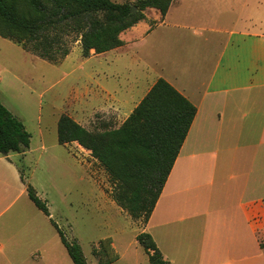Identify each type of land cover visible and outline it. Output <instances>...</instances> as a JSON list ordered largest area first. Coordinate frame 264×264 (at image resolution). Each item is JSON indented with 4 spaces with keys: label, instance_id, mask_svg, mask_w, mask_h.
Instances as JSON below:
<instances>
[{
    "label": "crops",
    "instance_id": "crops-1",
    "mask_svg": "<svg viewBox=\"0 0 264 264\" xmlns=\"http://www.w3.org/2000/svg\"><path fill=\"white\" fill-rule=\"evenodd\" d=\"M247 1H189L190 12L182 0L175 12L173 0L164 18L148 8L109 51L125 50V86L111 95L97 84L90 101L91 111L127 119L164 79L197 109L142 227L170 264H264V13L247 12ZM18 165L0 153V264H60L51 215L30 200Z\"/></svg>",
    "mask_w": 264,
    "mask_h": 264
},
{
    "label": "trees",
    "instance_id": "trees-1",
    "mask_svg": "<svg viewBox=\"0 0 264 264\" xmlns=\"http://www.w3.org/2000/svg\"><path fill=\"white\" fill-rule=\"evenodd\" d=\"M173 0H139L136 9L112 0H0V37L53 64L71 51L66 37L75 35L82 55L103 54L124 45L121 33L146 19L148 8L164 18ZM155 23V22H154ZM154 26V24H150ZM197 109L164 79H160L117 129L93 133L67 114L59 117L60 145L77 142L105 169L116 185L113 200L134 219L148 222L167 182ZM31 134L23 122L0 103V153H22ZM24 181V178L22 177ZM27 193L35 206L50 217L47 203L32 185ZM73 264H88L81 245L67 239L50 218ZM150 264H170L152 236H136ZM98 264L118 260L111 238L93 247Z\"/></svg>",
    "mask_w": 264,
    "mask_h": 264
},
{
    "label": "rangeland",
    "instance_id": "rangeland-1",
    "mask_svg": "<svg viewBox=\"0 0 264 264\" xmlns=\"http://www.w3.org/2000/svg\"><path fill=\"white\" fill-rule=\"evenodd\" d=\"M112 1L136 8L139 0ZM178 1L175 12L178 8L182 11L179 6L182 0ZM189 1L191 5H204L208 0H185V10L192 12ZM248 1L251 4L246 11L262 16L264 0ZM194 9L200 19L208 18L202 10ZM66 39L70 54L53 64L0 37V103L23 122L32 136L29 150L24 155L11 152V160L24 171L25 185H32L47 203L52 220L67 239L81 245L88 264H98L92 250L106 238L112 239L118 255L112 264H150L136 239L143 232L144 220L132 218L116 204L113 200L116 185L91 151L77 142L66 146L58 143L54 124L62 114L83 121L93 133L117 129L123 124L125 112L91 111L90 101L98 93L97 84L110 87L111 95L125 86V50L102 56L92 52L91 57L85 58L75 35ZM50 232L61 245L60 264H73L52 224ZM260 238L264 247L262 234Z\"/></svg>",
    "mask_w": 264,
    "mask_h": 264
},
{
    "label": "water",
    "instance_id": "water-1",
    "mask_svg": "<svg viewBox=\"0 0 264 264\" xmlns=\"http://www.w3.org/2000/svg\"><path fill=\"white\" fill-rule=\"evenodd\" d=\"M134 9H136V8H134Z\"/></svg>",
    "mask_w": 264,
    "mask_h": 264
}]
</instances>
